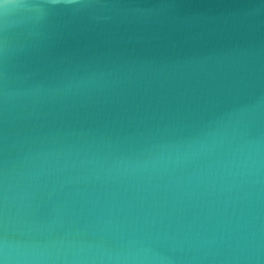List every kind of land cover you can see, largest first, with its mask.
<instances>
[{
	"label": "water",
	"instance_id": "water-1",
	"mask_svg": "<svg viewBox=\"0 0 264 264\" xmlns=\"http://www.w3.org/2000/svg\"><path fill=\"white\" fill-rule=\"evenodd\" d=\"M0 264H264V0H0Z\"/></svg>",
	"mask_w": 264,
	"mask_h": 264
}]
</instances>
